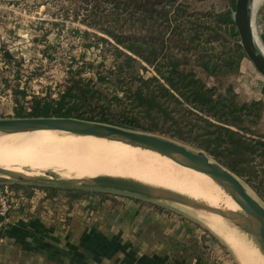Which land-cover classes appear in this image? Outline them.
I'll return each mask as SVG.
<instances>
[{
	"label": "rangeland",
	"instance_id": "rangeland-1",
	"mask_svg": "<svg viewBox=\"0 0 264 264\" xmlns=\"http://www.w3.org/2000/svg\"><path fill=\"white\" fill-rule=\"evenodd\" d=\"M231 1L179 0V2L190 4L191 11L194 13L221 12L228 8ZM125 2L30 0L29 3L14 7V16L24 18L25 23L22 25L25 29L41 31L47 35L46 42L42 45L44 47H41V50L38 49L40 55L32 50L30 55L21 56L15 63V78L25 82L22 89L20 87L17 89L28 94V101H32L34 97L56 99L65 90L70 79L80 78L82 79L80 86L86 89L88 100L80 103L78 109L74 107L68 117L154 134L185 144L195 150L197 148L189 143L137 127V114L130 101V92L125 94L126 98L123 97V88H127L125 82L131 83L133 78L137 80V77L153 76V67L137 59L136 56L132 59V66L126 64L125 57L116 59L115 50L124 52V48L101 31L107 28L121 34L135 33L137 36L139 27L135 18L136 6L134 8L130 0L126 6H123ZM116 3H120L119 8ZM95 11H97L96 14ZM252 18L257 35L255 42L264 48V0L252 9ZM88 20L98 27L88 25L86 23ZM133 20H135L134 24L131 23ZM77 30L88 31L93 36L86 37L75 33ZM95 36L104 37L107 41H101ZM24 39L28 40L30 37L25 36ZM97 74L101 78L100 81L97 80ZM118 82H120L119 85H117ZM207 82L208 85L215 83L213 79ZM228 84L234 85L242 101L251 102L256 100L259 93L263 91L264 77L247 57L241 63L240 74L224 80V85ZM136 88L137 81L132 86V90ZM117 96L121 99L120 102L115 100ZM101 98L103 102L105 98L111 99V107H103L99 103L102 100L98 102ZM30 106L31 103H25L26 112L20 117L15 114L13 118H37L28 115ZM101 118L107 120L101 121ZM140 122L146 127L151 124L148 121ZM71 144L72 147L68 145L71 149L68 147L65 150L62 149L63 153L56 144L47 142L38 146L42 148V151L40 148L37 150L39 157L37 162H20V164L13 162V166L23 170V173L41 178L39 181L18 180L0 173V264H54L52 261L54 252L51 256L46 255L47 253L40 251V248L44 249L43 244L39 247L35 246L37 241L45 243L47 240L49 247L55 242L52 234L67 241L75 238L74 235L79 234V229L94 227L122 236L128 243L131 242L137 247L138 254L141 256L153 253L159 259L162 258L166 264H190V262L194 264H261L264 260V253L254 237L237 228L245 237L244 239L253 246V250L249 247V253L248 247L246 248L243 243L239 244L241 247L234 245L212 230L199 216L198 210L187 205L169 200L150 199L117 190L53 183L50 181L52 177L84 179V177L101 176L97 173L76 171L78 169L53 162L51 158V161L47 159V157L66 156L65 153H72L77 159H94L97 155L98 159L103 157L109 161L104 165L106 168L101 170L113 171L112 173L116 170L115 173L122 172V169L113 168L115 165L110 153L105 151L106 155L104 150H95L81 144L78 147L72 142ZM50 146L52 150L48 149ZM60 150L61 153L58 152ZM38 152L40 154L43 152L42 156ZM43 155H47L44 156L46 159H43ZM241 180L250 194L264 206V198L242 178ZM41 221L52 229L51 232L37 233L30 230L29 224H42ZM13 225H23L27 233L23 234L21 239L11 238L10 229ZM34 234L36 236H33ZM37 235L41 236L37 237ZM48 247L45 248L48 249ZM254 251L255 256L258 252L261 255L259 258L262 259H259V262L251 257L254 256Z\"/></svg>",
	"mask_w": 264,
	"mask_h": 264
},
{
	"label": "trees",
	"instance_id": "trees-1",
	"mask_svg": "<svg viewBox=\"0 0 264 264\" xmlns=\"http://www.w3.org/2000/svg\"><path fill=\"white\" fill-rule=\"evenodd\" d=\"M118 1H126V6L129 0ZM130 1L137 10V36L100 29L124 48V52L115 50L116 59L125 57L132 66L136 56L153 67V76L133 78L123 88V97L130 92L137 127L205 151L264 198V100L242 101L233 84L224 85V80L240 74L247 58L234 22L236 1L224 11L207 13H194L190 4L179 0ZM120 3H116L118 8ZM86 23L98 27L89 20ZM75 33L93 36L88 31ZM210 79L213 85L207 84ZM81 84L82 79L72 78L58 98L34 97L32 101L16 89V114L20 117L26 112L25 103H31L28 115L68 117L74 107L88 100ZM115 100L121 101L118 96ZM102 102L103 107H111V99ZM140 121L151 124L146 127Z\"/></svg>",
	"mask_w": 264,
	"mask_h": 264
},
{
	"label": "water",
	"instance_id": "water-1",
	"mask_svg": "<svg viewBox=\"0 0 264 264\" xmlns=\"http://www.w3.org/2000/svg\"><path fill=\"white\" fill-rule=\"evenodd\" d=\"M252 0H236L234 22L241 46L256 70L264 77V54L258 48L253 35ZM39 131L68 133L78 137L96 138L120 142L143 150L156 152L177 164L207 174L215 179L241 209L223 215L220 210L195 201L190 197L163 188L144 184L131 178L101 175L84 179H57L50 181L60 185H83L90 188L110 189L137 194L150 199L169 200L196 210L222 214L236 228L255 238L264 253V206L247 190L237 174L212 158L205 151L191 149L185 144L154 134L131 131L125 128L70 117L5 118L0 119V134H24ZM211 159L213 162H211ZM0 173L23 181H39L41 178L0 168Z\"/></svg>",
	"mask_w": 264,
	"mask_h": 264
},
{
	"label": "bare ground",
	"instance_id": "bare-ground-1",
	"mask_svg": "<svg viewBox=\"0 0 264 264\" xmlns=\"http://www.w3.org/2000/svg\"><path fill=\"white\" fill-rule=\"evenodd\" d=\"M262 1L263 0H252L251 8H256ZM253 35L254 40L257 39V35L254 31V23ZM257 46L264 54V48L260 44ZM20 140L23 141L21 142ZM47 142L56 144L57 147H59L58 149L61 148V150H65L68 145L69 147H72V144L70 145L71 142L78 147L81 144L85 145L84 147H91L95 150H104V153L106 151L113 156L112 161L115 165V167L113 166V168L122 169L121 173H115L117 170L114 173H112L113 171L108 172L107 170H101L106 168L104 165L109 163V161H107L103 157L98 159V156L96 154V158L94 159H77L73 157L72 153H65L66 156L58 154L60 156L47 157V159L51 158L53 162L56 161V163L58 164L78 169L76 171L82 170L88 173L91 172V174L97 173L107 176L131 178L144 184L186 195L195 201L203 202L208 206L220 210L223 215H227L229 212L241 211L239 206L234 202L232 197L225 191V189L215 179L208 176L207 174L181 166L173 160L156 152L143 150L141 148L129 146L120 142H111L107 140H99L96 138L88 137H78L70 135L68 133H58L51 131H39L34 133L9 135L0 134V168L7 171L23 174V170L13 166V162L14 164L15 162H19V164L20 162H37L36 160L39 159L37 150H39V148L40 150L42 149L38 146L43 145ZM51 147L52 146H50V148L48 147V149L52 150ZM61 150L58 152L61 153ZM39 152L38 154H40ZM50 152L52 153V151ZM44 153L47 154L46 150H44ZM105 154L107 155V153ZM44 156L47 155H43V159H46ZM211 162H213L212 159ZM198 214L201 218H203V220L207 223V225L210 226L212 230L226 238L228 241H230V243L234 245L239 246V244L241 245L243 243L245 247H248V252L250 253L249 247L251 249L253 247L252 244L250 245V243L244 239L245 237H243L239 233L238 229L233 224H231V222L227 220L225 216H223L222 214H212L204 210H198ZM255 253L256 252L254 251V256ZM254 256H251L252 259L256 258L258 262L259 259H262L259 258V256H261L259 252L257 256ZM263 261L261 262L263 263Z\"/></svg>",
	"mask_w": 264,
	"mask_h": 264
},
{
	"label": "crops",
	"instance_id": "crops-1",
	"mask_svg": "<svg viewBox=\"0 0 264 264\" xmlns=\"http://www.w3.org/2000/svg\"><path fill=\"white\" fill-rule=\"evenodd\" d=\"M29 1L0 0V119L13 118L16 114L15 90L18 87L22 89L25 84L15 78V63L21 56L30 55L32 50L40 55L38 49L41 50L46 42L47 35L41 31L25 29L22 25L25 23L24 18L14 16L13 8ZM25 36H29L30 39H24ZM256 100H264L263 91ZM41 222L42 224H29L30 230L37 233L51 232L52 229L45 222ZM20 226L11 227V238L21 239L23 234L27 233V230ZM96 228H81L78 230L79 234L74 235L75 238L67 241L52 234L55 237L53 245L48 247L46 240L45 243L37 241L35 246L39 247L43 244L44 249L40 248V251L47 253L46 255L51 256L54 252L55 256L52 259L54 264H166L162 258L159 259L153 253L141 256L137 247L131 242L128 243L122 236L105 232L103 228ZM39 236L41 235H37ZM48 236L50 237L51 233ZM192 263L194 264L190 262Z\"/></svg>",
	"mask_w": 264,
	"mask_h": 264
}]
</instances>
